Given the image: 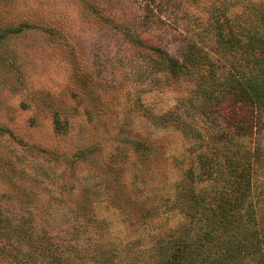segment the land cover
Segmentation results:
<instances>
[{"label":"rangeland","instance_id":"1","mask_svg":"<svg viewBox=\"0 0 264 264\" xmlns=\"http://www.w3.org/2000/svg\"><path fill=\"white\" fill-rule=\"evenodd\" d=\"M247 3L0 0V210L29 234L0 264H17L13 250L27 264H146L154 235L182 219L163 199L193 154L184 126L204 121L192 107L197 123L168 117L196 88L143 78L145 50L217 45L214 21Z\"/></svg>","mask_w":264,"mask_h":264},{"label":"trees","instance_id":"2","mask_svg":"<svg viewBox=\"0 0 264 264\" xmlns=\"http://www.w3.org/2000/svg\"><path fill=\"white\" fill-rule=\"evenodd\" d=\"M214 24L217 45L207 49L192 43L177 56L158 44L145 50L143 78L155 86L181 78L196 88V97L184 98L168 117L184 124L192 107L204 121L203 130L184 126L193 154L175 197L163 199L165 212L177 208L182 219L154 235L145 252L155 263L146 264H264V187L255 181L264 164V0H248L241 13ZM196 114L188 120L197 123ZM54 116L64 128L60 114ZM2 233L8 235L2 251L11 250L13 237L29 235L0 210ZM11 254L17 264L28 263Z\"/></svg>","mask_w":264,"mask_h":264}]
</instances>
